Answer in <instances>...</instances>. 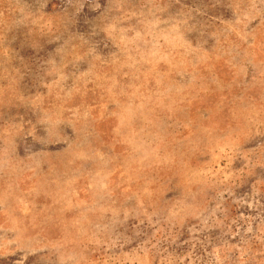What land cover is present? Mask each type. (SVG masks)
<instances>
[{"label":"rangeland","instance_id":"374dc122","mask_svg":"<svg viewBox=\"0 0 264 264\" xmlns=\"http://www.w3.org/2000/svg\"><path fill=\"white\" fill-rule=\"evenodd\" d=\"M0 264H264V0H0Z\"/></svg>","mask_w":264,"mask_h":264}]
</instances>
